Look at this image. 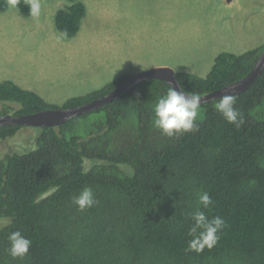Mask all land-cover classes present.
I'll return each instance as SVG.
<instances>
[{"label": "trees", "instance_id": "obj_1", "mask_svg": "<svg viewBox=\"0 0 264 264\" xmlns=\"http://www.w3.org/2000/svg\"><path fill=\"white\" fill-rule=\"evenodd\" d=\"M55 29L71 39L86 8L64 0ZM9 0H0V13ZM31 17L29 0H14ZM264 45L242 54L221 52L205 77L176 72L187 94L200 96L246 76ZM130 75L68 98L61 106L13 81L0 82V115L70 108L109 93ZM171 86L143 81L113 102L58 127H43L33 148L0 155V264H264V72L234 95L244 123H229L214 105H200L196 129L168 137L153 126L154 105ZM23 126H0V144ZM92 165L85 170L84 162ZM91 187L98 201L80 211L72 198ZM213 203L204 208L199 194ZM204 211L226 221L217 244L188 251L194 223ZM32 241L12 258L8 236Z\"/></svg>", "mask_w": 264, "mask_h": 264}, {"label": "rangeland", "instance_id": "obj_2", "mask_svg": "<svg viewBox=\"0 0 264 264\" xmlns=\"http://www.w3.org/2000/svg\"><path fill=\"white\" fill-rule=\"evenodd\" d=\"M79 1L86 15L68 39L54 26L64 0H40L38 18L23 17L9 0L0 13V82L13 81L61 106L150 68L205 77L219 53L264 45V0ZM39 134V128H21L0 144V155L33 148ZM91 165L85 160V170Z\"/></svg>", "mask_w": 264, "mask_h": 264}, {"label": "clouds", "instance_id": "obj_3", "mask_svg": "<svg viewBox=\"0 0 264 264\" xmlns=\"http://www.w3.org/2000/svg\"><path fill=\"white\" fill-rule=\"evenodd\" d=\"M40 0H29V12L33 18L40 15ZM236 99L233 96H223L214 105L215 109L222 116L236 127L243 123L241 112L236 109ZM201 105V96L197 93L186 94L182 90L170 87L167 93L161 96L154 105L153 126L159 129L162 134L172 137L174 135L189 132L196 129V118ZM80 211L93 207L98 203L91 187L82 188L79 193L72 198ZM199 203L204 208H209L213 201L207 192L199 194ZM194 222L189 229L192 237L188 242V251L201 253L205 248L212 249L219 240V235L226 225V221L215 216L209 219L204 211L196 210L191 214ZM9 247L7 249L12 258H23L29 252L32 241L22 234L21 231H13L8 236Z\"/></svg>", "mask_w": 264, "mask_h": 264}, {"label": "water", "instance_id": "obj_4", "mask_svg": "<svg viewBox=\"0 0 264 264\" xmlns=\"http://www.w3.org/2000/svg\"><path fill=\"white\" fill-rule=\"evenodd\" d=\"M263 72L264 50L258 56L252 69L246 76L220 89H217L205 95H201V104L220 99L223 96H234L245 92L256 82V80L263 74ZM147 80L163 81L169 84L171 87H175L178 91L182 90L178 83L176 72L173 69L168 67H155L130 75L128 79H126L122 84H120L109 93L80 106L70 108L46 109L26 115H0V126H23L32 128L58 127L75 117L87 114L106 104L113 102L133 86Z\"/></svg>", "mask_w": 264, "mask_h": 264}, {"label": "crops", "instance_id": "obj_5", "mask_svg": "<svg viewBox=\"0 0 264 264\" xmlns=\"http://www.w3.org/2000/svg\"><path fill=\"white\" fill-rule=\"evenodd\" d=\"M28 90H31V91H33V89H28ZM34 92V91H33ZM35 93H38V94H40L38 91L37 92H35ZM40 96H41V94H40ZM42 97V96H41Z\"/></svg>", "mask_w": 264, "mask_h": 264}]
</instances>
